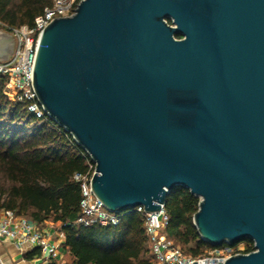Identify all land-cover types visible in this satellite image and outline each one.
Wrapping results in <instances>:
<instances>
[{"label":"water","instance_id":"obj_1","mask_svg":"<svg viewBox=\"0 0 264 264\" xmlns=\"http://www.w3.org/2000/svg\"><path fill=\"white\" fill-rule=\"evenodd\" d=\"M32 82L109 211L184 187L202 240L254 243L217 264H264V0H82L43 30Z\"/></svg>","mask_w":264,"mask_h":264},{"label":"trees","instance_id":"obj_2","mask_svg":"<svg viewBox=\"0 0 264 264\" xmlns=\"http://www.w3.org/2000/svg\"><path fill=\"white\" fill-rule=\"evenodd\" d=\"M51 3L0 0V27L10 31L32 26ZM6 82L7 77L0 75V210L14 211L38 224H60L71 264H152L149 239L135 210L120 213L117 225L84 226L77 222L81 187L73 176L88 170L83 149L55 121L31 113L29 102L7 95ZM199 201L188 189L178 186L168 193L164 205L167 237L185 245L194 243L187 251L194 258L205 248H218L202 240L193 224ZM243 241L249 244L245 254L255 250L252 240ZM35 254L39 250L25 257L30 259Z\"/></svg>","mask_w":264,"mask_h":264},{"label":"built area","instance_id":"obj_3","mask_svg":"<svg viewBox=\"0 0 264 264\" xmlns=\"http://www.w3.org/2000/svg\"><path fill=\"white\" fill-rule=\"evenodd\" d=\"M81 1L52 0L51 5L35 18L32 26L23 25L8 31L15 38L16 46L8 59L0 60V75L7 77L4 91L18 102H29V111L39 119L48 118L38 100L32 82L33 66L40 36L54 19L72 16ZM72 139L78 145L73 136ZM83 151L88 170L84 174L76 173L73 176V179L79 182L81 187L80 216L77 222L84 226L117 225L121 218L120 213L109 211L93 193L92 179L96 172V164L87 151L84 149ZM133 210L142 219L145 234L150 243L152 264H193L195 261L201 264H217L223 263L232 256L220 254L200 258L186 256L182 249L165 233L168 223L165 206H162L159 212H147L144 206H138ZM45 225L46 223L38 224L30 218L18 216L14 211L0 210V239L13 241L20 250L36 248L39 250L40 258L50 264L62 257L60 255L62 244H59L58 239L64 240L65 237L60 226L59 229H56L57 238H52ZM237 254L241 253L234 255ZM0 264H6L1 254Z\"/></svg>","mask_w":264,"mask_h":264},{"label":"crops","instance_id":"obj_4","mask_svg":"<svg viewBox=\"0 0 264 264\" xmlns=\"http://www.w3.org/2000/svg\"><path fill=\"white\" fill-rule=\"evenodd\" d=\"M47 231L52 238H57L56 229L60 228V224L46 222ZM52 230H55L53 233ZM59 244H62L60 255L62 256L58 261L50 264H71L72 256L67 248L64 246V240L58 239ZM36 248H26L20 250L13 241L0 239V254L4 258L6 264H47L39 256L35 254L32 258L28 259L25 255L34 251ZM38 250V249H37Z\"/></svg>","mask_w":264,"mask_h":264},{"label":"rangeland","instance_id":"obj_5","mask_svg":"<svg viewBox=\"0 0 264 264\" xmlns=\"http://www.w3.org/2000/svg\"><path fill=\"white\" fill-rule=\"evenodd\" d=\"M0 31L6 32L10 35V37L13 39V42L8 43V47L13 46L12 48L15 49V46H16L15 38L8 31L3 30L2 27H0ZM52 232L54 233L55 230H52ZM171 240L184 251L186 256L190 255L187 251L190 247H193L194 243H191L189 245H185L179 240H176V239H171ZM248 246H249V244L247 242L241 241V242L235 244L234 246H229V247L224 246V247H218V248H205V249H203V252L195 258L207 257V256H216L219 254L224 255V256L234 255L236 253L245 254L244 251L247 249Z\"/></svg>","mask_w":264,"mask_h":264}]
</instances>
